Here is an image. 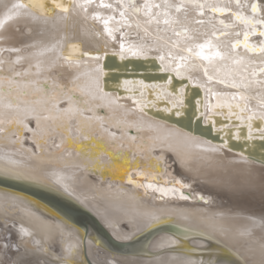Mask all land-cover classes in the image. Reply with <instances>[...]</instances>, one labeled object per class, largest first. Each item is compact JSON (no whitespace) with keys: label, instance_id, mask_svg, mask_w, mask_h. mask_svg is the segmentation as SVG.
<instances>
[{"label":"snow or ice","instance_id":"snow-or-ice-1","mask_svg":"<svg viewBox=\"0 0 264 264\" xmlns=\"http://www.w3.org/2000/svg\"><path fill=\"white\" fill-rule=\"evenodd\" d=\"M249 5L246 0H179L178 3H171L169 0H144L143 5L138 4L136 0H51V5L46 0H28L27 3L16 0V2L3 4V18L0 19V29H4L9 21L27 20L34 24L49 25L54 30L58 26L73 17H80L84 22L91 20L94 24L103 26V33L95 31L96 37L102 34L106 35L112 41L119 44L120 51L116 53L121 60L127 55L135 58L148 59L153 48L160 54L155 59L160 61L159 70L168 73L165 83H146L144 80L125 79L117 84V87H123L132 93L130 99L133 108L126 104L118 103L123 97L118 94L105 91L107 75L105 67L101 63L104 55L99 51L92 54L88 51L80 52L79 56L73 55L80 45L71 44L69 47L72 52L65 54V40L67 37H61L50 46L44 45L36 52H30L27 56L21 55V48H0V53H16L15 59H0V175L13 176L17 179L27 180L30 183L38 184L44 187H50L54 191L61 192L72 199L83 198L84 200L96 199L103 195V189L97 187L94 182L87 181L92 187H96V193L90 195L82 192L77 187V182L81 175V169L84 164L79 163L81 159L87 164H107L110 167H119L113 164V155L117 159L123 158L130 167L126 170V183L134 185L138 189H144L147 195L148 189L161 193L156 196L158 201H164L165 197H171L173 200L189 201L191 196L179 192V189H190L191 184L184 183L179 178L171 180L164 176L163 172L149 168H141L136 163V155L140 154L142 159H155L157 163L165 159L164 153H172L183 167L186 164V158L190 152H182L184 149L194 147L199 152H220L228 147V139L234 138L237 141L250 142L256 139L264 142V58L254 60L249 56L240 55L237 49L243 47L248 53L264 54V39L259 44L249 43V37L258 34L264 37V16L257 18L261 12V6L258 3L250 5L252 15H245V9ZM228 14L232 17V22H226L224 19L214 17ZM140 17V19H136ZM237 23L243 25V29L237 31H228L235 29ZM205 25L210 26L206 28ZM217 25L222 26L218 28ZM155 26L154 33L149 29ZM257 26H260L259 28ZM143 33V39L137 43L128 41V33L122 31L125 28H132ZM19 31V28L16 29ZM32 31L31 27L27 29ZM171 32L172 35H168ZM119 34L117 37L116 34ZM154 34V44L150 45L145 41L146 38ZM243 39H240V37ZM175 37V39H173ZM207 37V39H204ZM235 37V39H231ZM5 39L0 35V41ZM203 42H200V41ZM126 41H128L126 43ZM24 48H37L33 43L24 45ZM49 53L47 61L37 59L35 64L31 62V57H41ZM107 53H105L106 55ZM28 59V67L23 71L16 70V65L21 64ZM92 61L94 66H89L87 71L70 75L67 83H62L58 79H51L47 76L40 79L22 82L18 77H27L36 75L39 77L41 72H51L56 67L69 69H79L88 61ZM206 62V63H205ZM9 66V75H4L6 71L4 65ZM217 65L220 67L218 68ZM35 68V72H33ZM192 69H203V75L209 82L219 77L218 83L235 89L230 92H216L211 84L206 88L207 101L198 100L199 107L193 116L188 120H202L204 124L210 125L213 131L225 135L222 144L214 145L211 140H205L202 137L186 131L177 124H168L166 121L156 120L149 117L146 109L156 108L158 102L164 101V112L171 113L177 118L186 116V105L184 103V94L187 84L173 90V76L188 81L193 79L188 75ZM211 72V74H209ZM87 78V89L81 87V79ZM199 87L205 88L204 83H199ZM44 87H39V85ZM51 85L52 91H49ZM258 86L260 90L253 94L252 89ZM79 93L83 100L75 99ZM37 96L39 99L29 100L27 97ZM152 97V98H150ZM91 101H99L92 104ZM214 98V102H213ZM250 99L257 100L256 106L250 107ZM67 103L66 107L61 106V101ZM84 104L86 108H80L76 105ZM108 107L115 112L124 111V119H113V117L85 116L84 111H95V108ZM45 113H47L45 115ZM139 115H136V114ZM129 114L135 115V119H129ZM75 117L76 136H72V127L68 121ZM216 117H223L222 122H218ZM107 119L109 127L104 126ZM259 121V126L256 122ZM34 126H30L33 124ZM95 122V123H93ZM85 127L87 132H85ZM110 128L119 130L111 131ZM132 130L137 133L148 131L155 132L157 135L144 136L132 135ZM99 133L100 140H106L109 143L101 147H107L108 151H101L95 157L85 156L81 158L80 152L69 149L67 140L72 139L76 148L81 147L76 141L92 140L93 133ZM27 133V135H25ZM67 133V136L65 135ZM59 137L57 142L56 137ZM140 143H136L137 140ZM26 141L31 146H26ZM18 146V147H10ZM127 146L128 151L133 152V157L129 160L123 155ZM96 147V145H93ZM159 150L160 155L153 156L152 153ZM229 151L231 149L229 148ZM242 157V162H248V157L241 151L238 153ZM108 159L104 160L103 157ZM21 157V158H17ZM175 162V161H174ZM237 161H230L236 163ZM264 163V159L261 161ZM136 163V167H131ZM135 172L136 178H133ZM87 176L86 168L84 170ZM156 181L155 184L149 183L145 186L139 181ZM101 183L103 181L101 180ZM178 185L179 187L165 188L160 185ZM261 187L264 188V177L261 178ZM109 190L112 184L107 185ZM179 196L177 197V193ZM0 198L5 204V211L14 198L7 193H0ZM198 201L208 202V198L197 194ZM154 211L163 214L166 209L160 208ZM180 211H189L181 209ZM200 211V210H195ZM220 215H223L222 213ZM155 218V217H153ZM186 220L189 216L184 217ZM251 225L239 232V235L246 236L251 242L247 249L249 256L245 257L239 251L231 248L226 240L228 230L222 227L212 226V232L208 234L203 231H194L190 228H182L179 225H173L176 234L187 240L190 236L200 237L202 243L192 248H184L183 251L197 252L209 255H216L219 249H226L239 264H264V217L259 220L256 217H247ZM57 227H60L59 225ZM261 227V235L255 236L253 229ZM21 245L27 242L23 236H31L28 229H21ZM64 234L63 228L60 229ZM68 235H72L70 232ZM39 241L33 249L25 247L22 255L26 256L30 251L45 253L47 248L38 247ZM83 241L76 237V242L62 246V255L53 256L56 260H63L66 264H93L90 259L82 258L81 245ZM89 252H91L92 241H88ZM166 245L170 248H179V242L169 239L162 242L159 247L165 249ZM216 247L213 248L212 246ZM8 245L5 244V248ZM15 247V246H14ZM176 260V264H217L215 260H200L184 258ZM18 264H27L20 260ZM106 264H116L115 259H108ZM124 264H129L125 261ZM230 264V262H223Z\"/></svg>","mask_w":264,"mask_h":264},{"label":"bare ground","instance_id":"bare-ground-1","mask_svg":"<svg viewBox=\"0 0 264 264\" xmlns=\"http://www.w3.org/2000/svg\"><path fill=\"white\" fill-rule=\"evenodd\" d=\"M261 1L264 2V0ZM13 2H16V0H0V19L3 18V4L8 3L10 5ZM21 2L27 3L28 0H21ZM63 2L68 3V0H63ZM106 2H114V0H106ZM46 3L51 5V0H46ZM29 27L32 29L31 32L27 30ZM17 28H19V31L16 30ZM154 28L155 26L149 29L150 33H154ZM132 30H136L135 27H132ZM95 31L103 33L102 25L94 24L91 20L84 22L80 17H73L61 23L58 26V30H54L51 24L45 26L23 19L16 22L9 21L6 23L4 29H0V35L5 37L3 41H0V48H21L20 54L27 56L28 53L36 52L44 45L50 46L63 36L67 37L65 47L63 48L65 54L72 52V49L69 47L71 44L80 45L79 49L73 53L77 55L85 50L103 53L106 49H119L118 43L112 41L104 34L96 37L93 34ZM116 35L119 37L118 34ZM151 36L154 38V34ZM33 43L37 44L38 47L35 49L23 47L24 45ZM150 53L160 54L155 49ZM15 56L16 53H0V59H15ZM49 56V53H45L41 57H31V62L35 64L37 59L47 61ZM28 63V59L24 60L21 64L15 66L16 70L23 71L28 67ZM89 66H94L93 62L79 69L56 67L51 72H41L39 77L29 75L16 79L22 82L36 79L42 81L47 76L50 80L58 79L62 83H67L70 75L83 73L87 71ZM4 67L6 69L4 75H9V66L5 64ZM217 67L220 66L217 65ZM33 72H35V68H33ZM188 75L193 77V82H197L199 79V83H204L205 86L208 83H213V89L215 88L216 90H235L218 83V78H214L213 81L209 82L207 77L203 75V69L190 70ZM88 83L87 78L81 79L82 88L87 89ZM39 87H44V85L41 84ZM48 87L49 91L53 90L51 85ZM113 94L115 95V93ZM27 98L29 100L39 99L37 96H29ZM75 99L83 100L84 97L77 93ZM89 100L92 104L99 103V101H91V98ZM118 103L122 102L118 101ZM123 104H126L129 108H133L130 100ZM249 104L250 107L254 108L257 100L250 99ZM61 106L66 107L67 103L62 100ZM76 106L82 109L87 107L84 104ZM83 114L85 116L95 115L105 118L111 116L113 119H124L123 110L113 112L108 107L95 108L94 112L84 111ZM136 115L139 114L137 113ZM128 118L135 119L136 116L129 114ZM67 123L72 127V136H76L77 119L73 117ZM30 126H34V122ZM104 126L109 127L107 119L104 121ZM84 130L87 132L86 127ZM110 130L117 131L119 135L118 129L110 128ZM131 134L138 137L144 136L145 138L157 135L155 132L144 131L137 133L135 130H132ZM65 135L67 136V133ZM92 135L94 138L90 141H83L82 138L80 141H76L75 143L82 145L79 148L74 146L72 139H68L67 144L69 149L73 152L79 151L81 158L89 155L95 157L101 151L107 152L108 148L101 146L107 145L109 142L100 140L98 132ZM56 140L59 142L58 136ZM136 143H140V140L138 139ZM93 145H96V147H93ZM26 146H31V143L26 141ZM10 147L14 148L18 146ZM182 152H190L183 167L179 163V160L170 152L164 153L165 159L159 162V164L155 159H142L140 154H137L135 159L141 168L151 167L153 170L158 169L170 180L175 177L181 179L184 183L191 184V188L194 189L191 195L192 199L189 201H181L178 198L173 200L170 196L165 197L164 201H158L155 197L161 193L155 192L153 189H148V194L145 195L144 189H138L134 185L126 183L125 173L130 165L126 164L123 158L117 159L115 155H113V164L119 166L115 168L107 164H87L83 159L78 161L84 164L87 171V176L85 177V168L81 169V175L77 182L78 189L94 195L96 187H92L87 183V181H92L97 187L103 189V195L97 196L96 199L84 200L81 197L73 200L91 211L116 239L131 241L137 240L146 233L151 234L149 240H144L145 243L138 248V251L135 250L132 253L122 254L112 252L97 238L94 232H91L85 241L86 234L84 229L54 208L25 193L0 186V193H7L10 197L14 198V202H10L7 205V211H5L6 206L3 199L0 198V238L8 245L7 248L4 247V250H2L3 252L6 250L5 252L8 255L4 257V261L8 262V264H18L20 260L26 261L27 264H66L63 260H56L53 253L62 255V246L75 243L78 236L83 241L81 245L82 258H88L96 264H106L108 259H115L116 264H124L125 261L129 262V264H176L174 258H192L196 260L203 258L204 260H215L217 264H223V262L239 264L226 249H219L216 255L202 253L199 250L197 252L183 251L182 249L192 248L203 241L200 237L196 236H190L185 240L182 236L176 234L172 226L179 225L182 228H190L194 231H203L215 235H218V233L212 232L213 225L218 228H225L228 230L226 237L228 245L234 250L239 251L241 255L248 257L249 253L247 249L251 246V242L248 237L239 235V232L251 225V221L247 217L253 216L258 220L264 217V188L261 187V178L264 177V166L251 160L242 162L241 156L223 149L216 153H202L192 147L191 149H184ZM123 155L131 160L133 152L128 151L126 146ZM152 155H160L159 150L153 152ZM103 159L107 160L108 157L104 156ZM230 161L237 162L230 163ZM136 163L132 164L131 167H136ZM133 178H135V172H133ZM101 180L103 183H101ZM139 182L144 184L143 179ZM109 183L112 184L111 190L107 188ZM149 183L155 184L156 181L145 180V186ZM160 186L165 188L179 187L172 184H161ZM197 191L207 194L210 202L205 204L198 201L195 198V192ZM179 192L189 195L187 194V189H179ZM179 192L177 193V197L179 196ZM160 208L167 211L163 214L154 211ZM181 209L193 211H180ZM221 213L223 215H220ZM185 216H189L190 218L186 220ZM58 225L60 227H57ZM22 228L28 229L32 234L30 237L27 235L23 236V240L27 242L25 245H21L20 243L22 238L20 230ZM61 228L64 230L63 235L60 231ZM69 232L72 235H68ZM261 232V227L253 229L255 236L261 235ZM142 237L144 238L145 236ZM169 239L178 241L180 247L173 249L166 245L165 249H161L159 245ZM37 241L40 242L38 247L48 249L47 253L43 251H30L28 255H22L25 247L31 250L37 246ZM88 241H92L91 252H89ZM212 247L215 248L216 246L213 245Z\"/></svg>","mask_w":264,"mask_h":264},{"label":"water","instance_id":"water-1","mask_svg":"<svg viewBox=\"0 0 264 264\" xmlns=\"http://www.w3.org/2000/svg\"><path fill=\"white\" fill-rule=\"evenodd\" d=\"M136 2L138 4L143 5L144 0H136ZM169 2L178 3L179 0L177 2L173 0H169ZM246 3L249 5V7L244 10L245 15L251 16L252 13H251L250 5L252 3H258L261 6V12L257 14V18H260V16H264V2H262L261 0H246ZM216 19H224L226 22L229 23L232 22V17L228 14H224V15L217 14L214 17V22ZM205 27L210 28V26L208 25H205ZM217 27L222 29V26L220 25H217ZM257 27L259 28L260 26ZM241 29H243V25L237 23V27L235 29H228V31H237ZM102 31H103V26H102ZM122 31L129 34L128 41H135L139 43L144 38L141 32L132 30V28H125L122 29ZM168 35H171V32H169ZM204 39H207V37H205ZM231 39H235V37H232ZM240 39H243V37L241 36ZM262 39H264V37H260L258 34H256L249 37V43L259 44L260 40ZM144 42L152 45L154 44V38L152 36H149L148 38L145 39ZM119 51L120 48L118 50L106 49L103 53L100 54L104 55V60L101 63L105 67V71L107 73V75L105 76V82L107 85L105 91L115 93L123 97V99L120 100L122 103L127 102L129 100L131 101L130 96L132 95V93L128 92L125 88L117 87V84H119L121 81L125 79L144 80L146 83L166 82L169 74L159 70L160 61L155 59V57L159 55L158 53L157 54L150 53L148 59L135 58L130 55H127L124 60H121L119 56L116 55V53ZM88 52L92 54L96 53L94 51L93 52L88 51ZM105 53L107 54L105 55ZM237 53L240 55L249 56L250 58L257 61L260 60L261 58H264V54L258 52L248 53L246 52L245 49H243V47L237 49ZM73 55L79 56L80 54L79 55L73 54ZM89 63H92V61L89 60L87 64L83 66L89 65ZM209 74H211V72ZM171 75L173 76V84H172L173 90H178L179 87H181L184 84H187L184 94V103L186 105V116L184 118H177L173 116L171 113L164 112L163 111L165 107L164 101L158 102L156 108L146 109L148 116L153 117L156 120L166 121L168 124H177L178 127H181L186 131H190L196 136L202 137L205 140H211L214 145L222 144L225 139V135L223 132L217 133L213 131L211 126L204 124L202 120L200 121L192 120L191 123L188 120L189 116L198 114L196 112L197 108L199 107L197 101L198 100H202L205 102L207 101L206 88L209 86V84H211L213 88V83H208L207 86H205V88H201L199 87V84L197 82H193L192 80L188 81L187 77L181 79L180 77H177L174 73H172ZM216 78L219 79V77ZM213 90L216 92L235 91L230 89L216 90L215 88ZM259 90L260 88L258 86H254L252 92L254 94ZM213 102H214V98H213ZM132 107H134L133 104ZM216 119L218 122L223 121V117H216ZM259 123H260L259 121L256 122L257 126H259ZM227 139H228V147L223 148V150L229 151L230 148L231 151L229 152L236 155H238L239 152L243 151L244 155H246L249 158L248 160L259 163L264 166V163L261 162L262 159H264V142L260 141L259 139L250 142H245L243 140L237 141L234 138H227ZM144 185H145V180H144ZM0 186L25 193L29 196L37 198L38 200H41L42 202H44L51 208H54L60 214L69 218L75 224L83 228L86 234L85 241L87 237L91 234V232H94L97 238H99L105 244V246L109 248L112 252L123 254V253H132L135 250L138 251V248L141 247L143 243H145L144 240L148 241L149 238L151 237L150 233H146L145 235H142L145 236L144 238L140 236V238H138L137 240L124 241V240L116 239L108 231L107 227H105V225L91 211L81 206L75 200L69 198L67 195L62 194L61 192L54 191L49 187H44L38 184L30 183L27 180L17 179L13 176H8V175H0ZM193 189L194 188L187 189L188 191L187 194H189V196L193 194ZM197 194L203 195L206 198H208L207 203H205L204 201H200L201 203L208 204L210 202L207 194L201 191L195 192V195ZM157 195H161V194H157Z\"/></svg>","mask_w":264,"mask_h":264},{"label":"rangeland","instance_id":"rangeland-1","mask_svg":"<svg viewBox=\"0 0 264 264\" xmlns=\"http://www.w3.org/2000/svg\"><path fill=\"white\" fill-rule=\"evenodd\" d=\"M173 1L177 2L178 0H173ZM155 2L158 3V2H160V0H155ZM136 19H140V17H136ZM4 247H5V242L3 241L2 238H0V256H1L0 264H8V262H5L4 261V257H7L8 256L6 254V252H5L6 250L4 252L2 251V250H4Z\"/></svg>","mask_w":264,"mask_h":264}]
</instances>
